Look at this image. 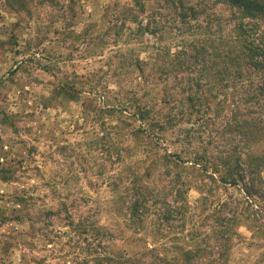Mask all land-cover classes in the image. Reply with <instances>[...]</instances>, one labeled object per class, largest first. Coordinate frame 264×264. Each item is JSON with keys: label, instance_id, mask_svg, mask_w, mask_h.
<instances>
[{"label": "rangeland", "instance_id": "374dc122", "mask_svg": "<svg viewBox=\"0 0 264 264\" xmlns=\"http://www.w3.org/2000/svg\"><path fill=\"white\" fill-rule=\"evenodd\" d=\"M61 2L0 0V264H124L128 256L151 249L145 241L129 242L125 204L110 187L118 165L110 146L113 142L116 148L125 147L126 142L119 134L109 140L111 130L95 122V113L83 112L85 95L60 94L59 88L95 76L102 78V86L107 82L109 90L121 94L143 88L155 112L175 107L185 116L192 114L185 93L196 90L191 78L198 77L183 75L175 81L174 72L159 68L168 62V51L177 50L169 11L163 10L164 20L150 27L155 34L145 31L139 40L143 45L131 32L118 46L111 41L94 49L92 36L116 21L119 11L134 9L133 1H115V7L114 0H81L79 5H85L76 14L61 10ZM146 2L145 13H137L135 22L146 23L163 5L162 0ZM219 9L221 15L229 14L227 8ZM204 90L199 95L207 106L215 108L223 100L214 90ZM225 92L223 117L195 126L199 134L216 140L215 151L242 145L240 135L224 131L229 109L242 94L231 88ZM189 126L169 130L158 148L179 152L172 144L173 133ZM124 172V167L116 170ZM198 196L194 190L188 193L191 206L197 205ZM152 219L147 232L160 229L161 241L167 242L166 247L157 244L156 252L170 258V236L180 231L181 223L164 230ZM206 224L203 233L213 226L211 220ZM199 226L188 222L185 235ZM239 231L250 236L245 227ZM137 259V264L147 260ZM234 259V264H253L255 256L241 246Z\"/></svg>", "mask_w": 264, "mask_h": 264}, {"label": "trees", "instance_id": "16d2710c", "mask_svg": "<svg viewBox=\"0 0 264 264\" xmlns=\"http://www.w3.org/2000/svg\"><path fill=\"white\" fill-rule=\"evenodd\" d=\"M132 1L134 9L119 11L116 21L92 36L93 48L111 41L118 46L131 32L143 45L139 40L145 31L155 34L150 27L164 20L163 10L169 11L170 32L177 34L173 38L177 50L173 54L168 51V62L159 68L174 72L175 81L183 80V75H195L198 78L191 81L196 90H202L185 93L192 114L184 116L175 107L155 112L143 88L121 94L109 90L107 82L102 86V78L95 76L63 83L59 88L60 94L85 95L83 112L95 113V122L101 121L104 129L111 130L109 140L119 134L126 142L125 147L116 148L113 142L110 146L118 162L110 187L125 204V226L132 235L128 236L129 242L145 241L151 249L135 259L126 254L124 264H137V257L147 258L142 264L149 260V264H234L235 252L241 246L255 256L253 264H264V0H162L160 10L148 16L146 23L135 21L137 13H145L148 0ZM66 2L62 0L61 10L73 14L85 5H79L81 0L74 5L73 0ZM219 7L227 8L229 14L221 15ZM129 18L132 25L128 24ZM136 61L140 67V60ZM204 87L220 94L223 103H216L215 108L204 104L199 95L206 93ZM230 88L239 90L242 96L229 109L231 119L224 131L232 129L240 135L242 145L234 146L232 151H215L216 140L202 136L204 133L199 134L195 126L223 117L225 91ZM207 110L213 111L211 116ZM184 124L190 126L174 132L172 141L181 150L161 151L158 146L166 142L165 133ZM121 167L127 172L116 173ZM191 190L199 195L195 207L188 200ZM207 211L209 214L204 216ZM151 217L164 230L181 223L180 231L170 236V258L156 252L158 245L166 247L167 242L161 241L160 229L154 234L147 232ZM210 220L213 226L201 232ZM188 222L199 224L200 229L185 235ZM242 227L250 232L249 237L239 231Z\"/></svg>", "mask_w": 264, "mask_h": 264}]
</instances>
